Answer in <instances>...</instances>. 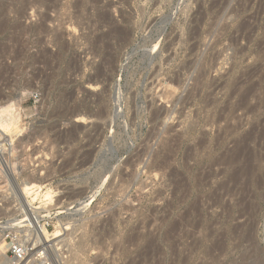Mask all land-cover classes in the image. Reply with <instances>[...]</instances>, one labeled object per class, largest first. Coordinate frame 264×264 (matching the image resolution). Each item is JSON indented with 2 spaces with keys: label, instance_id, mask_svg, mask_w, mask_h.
<instances>
[{
  "label": "rangeland",
  "instance_id": "rangeland-1",
  "mask_svg": "<svg viewBox=\"0 0 264 264\" xmlns=\"http://www.w3.org/2000/svg\"><path fill=\"white\" fill-rule=\"evenodd\" d=\"M0 112L66 264H264V0H0Z\"/></svg>",
  "mask_w": 264,
  "mask_h": 264
},
{
  "label": "built area",
  "instance_id": "built-area-1",
  "mask_svg": "<svg viewBox=\"0 0 264 264\" xmlns=\"http://www.w3.org/2000/svg\"><path fill=\"white\" fill-rule=\"evenodd\" d=\"M16 153L14 142H0L2 171ZM8 195H14L16 203L13 204V214L0 219V243L5 257L13 264H66L71 244L66 209H60L52 200L33 201L27 196L30 204L24 198H17L16 192H8Z\"/></svg>",
  "mask_w": 264,
  "mask_h": 264
},
{
  "label": "bare ground",
  "instance_id": "bare-ground-1",
  "mask_svg": "<svg viewBox=\"0 0 264 264\" xmlns=\"http://www.w3.org/2000/svg\"><path fill=\"white\" fill-rule=\"evenodd\" d=\"M7 108H3L2 110H5ZM8 110V109H7ZM1 113V112H0ZM80 119V118H79ZM78 121V119H77ZM81 121V120H80ZM6 120L2 117V115L0 114V126L4 127L5 124H6ZM14 171V170H13ZM25 191V190H24ZM25 194V193H24ZM23 194V195H24ZM26 195V194H25ZM25 198V197H24ZM26 199V198H25ZM27 200V199H26ZM49 236V234H48ZM72 247V246H71ZM73 250V249H72ZM0 264H13V261L11 260H8L6 257H5V252H4V247H3V244L0 243Z\"/></svg>",
  "mask_w": 264,
  "mask_h": 264
}]
</instances>
